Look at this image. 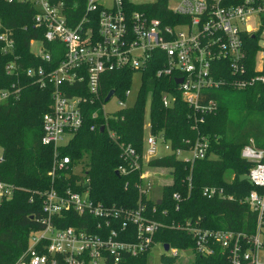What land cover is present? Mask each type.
Here are the masks:
<instances>
[{"label": "built area", "instance_id": "built-area-1", "mask_svg": "<svg viewBox=\"0 0 264 264\" xmlns=\"http://www.w3.org/2000/svg\"><path fill=\"white\" fill-rule=\"evenodd\" d=\"M4 1L30 4L35 11L34 27L43 29V38L29 42L31 54L42 63L24 67L14 55L11 31L0 23L1 53L13 55L4 65L5 74L13 80L0 87V106L20 98L22 77L40 89H52L49 109L41 118L40 138L42 145L53 150L52 168L47 173L52 185L30 196L29 202H34L36 196L41 202L39 213L30 217L36 227L30 232L26 249L12 264H119L125 257L149 252L155 243L154 234L165 225L149 218L141 202L142 196L151 199L148 194L153 185L143 170V162L173 154L192 168L195 161L207 155L208 138L198 133L192 142L185 140L186 149L173 150L170 141L151 133L146 122L141 154L130 143L116 141L122 163L115 172L129 175L140 171L135 207L92 200L85 168L81 164L70 166V158L60 155L58 149L83 125L87 105L99 103L92 118L99 113L104 118L112 116L102 110L105 97L101 83L107 73L130 70L139 72L142 78L148 68L154 67L155 78L173 80L197 122L217 110V102L209 97L212 91L260 85L264 92V0H164L163 17H153L146 10H129L127 5L154 4L159 0H109L110 5L104 0H86L83 15L74 22L66 16L62 2ZM35 41L39 47L33 52L30 47ZM129 94L126 89L124 96ZM175 98L172 91H163L162 106H172ZM119 104L123 105L122 100ZM124 108L127 107L121 109ZM192 128L199 132L196 125ZM160 145L166 152L158 155ZM240 157L251 164L246 175L252 189L241 202L256 213L255 229L252 233L210 229L198 220H185L175 226L194 239V248L187 249L194 256L212 255L220 247L229 264H261L264 148L256 147L250 138L241 148ZM58 172H65L66 178H79L64 186L53 184ZM81 186L84 188H76ZM16 190L14 184L0 178V199H11ZM202 195L209 199L233 198L218 186H204ZM172 199L177 210L182 196L175 192ZM71 215L83 220L78 225L63 226ZM168 251L172 257L178 255L176 248L169 246Z\"/></svg>", "mask_w": 264, "mask_h": 264}, {"label": "trees", "instance_id": "trees-1", "mask_svg": "<svg viewBox=\"0 0 264 264\" xmlns=\"http://www.w3.org/2000/svg\"><path fill=\"white\" fill-rule=\"evenodd\" d=\"M52 1L62 2L65 14L72 22L84 13L86 0ZM127 5L129 10H146L153 17H163L166 8L164 0L154 4ZM34 13L28 3L0 0V23L11 31L15 41L14 55L18 56L19 64L24 67L42 63L29 50L31 39L43 38V29L34 27ZM12 59L13 55H3L0 50V87L7 86L13 80L4 72V65ZM154 71L152 67L142 74V86L133 106L106 118L101 113L92 118V112L99 103L87 105L83 125L74 132L66 145L59 147L58 153L70 158V166L81 164L85 168L84 175L88 179V192L92 200L105 205L135 207L139 198L136 183L139 182L140 171L129 175L115 173L117 166L122 163L116 141L130 143L139 154L142 153L146 97L150 93L147 121L151 133L163 135L170 141L173 150L186 149L188 144L185 140L192 142L198 133L209 140L207 155L195 161L192 168L173 154L148 162L151 167L169 168L171 175V182L162 186L160 203L141 197L146 215L165 225L154 234V242L167 243L171 248L180 250L193 249L194 239L191 235L175 226L185 220H198L203 227L210 229L252 233L256 225V213L241 202L252 185L246 180H239L240 176L248 173L251 164L240 157V150L250 138L256 147L264 148L263 87L256 85L244 90L224 88L212 91L209 97L217 102V110L206 115L203 122H197L176 91L173 80L155 78ZM131 75L130 70L104 74L101 83L103 98L110 90L124 96ZM22 80L24 88L20 98L0 106V178L17 187L11 199H0V264H12L26 249L30 232L36 227L30 217L37 215L41 206L37 196L34 202H29V198L34 191L45 190L52 185L47 173L52 168L53 150L40 142L41 118L49 109L52 89H40L26 77H22ZM223 90L240 91V94L234 98L221 94ZM163 91L175 94L172 106H162ZM192 125H196L199 132ZM102 126L104 128L101 131ZM57 174L59 177L53 184L58 183L60 186L79 178L76 175L66 178L65 172ZM126 182L128 184L125 187ZM204 186L222 187L233 198H206L202 195ZM175 192L182 196L177 210L172 199ZM81 220L83 217L71 215L63 226L78 225ZM148 253L125 257L119 264H145ZM189 264L229 263L222 249L216 247L214 254L205 257L195 255Z\"/></svg>", "mask_w": 264, "mask_h": 264}, {"label": "rangeland", "instance_id": "rangeland-1", "mask_svg": "<svg viewBox=\"0 0 264 264\" xmlns=\"http://www.w3.org/2000/svg\"><path fill=\"white\" fill-rule=\"evenodd\" d=\"M176 0H172L174 2ZM106 5H110L109 0H104ZM39 47L38 42H33L31 44V50L33 52H36L37 48ZM142 86V78L141 74L139 72H134L131 75V81L129 83V90L130 94L129 96H120V94L115 93L113 94L108 101L103 102L102 110L108 114L114 115L119 110H121L122 107H131L133 106L139 96V92ZM221 94L224 95H232L234 98H237L240 94V91H229V90H223L221 91ZM122 100L123 105L119 104V101ZM149 105H150V96L149 93L146 97V113H145V124L148 122V111H149ZM102 110H99L100 112ZM2 149L0 147V156H1ZM166 150L163 149V147L159 146V153L158 155H161L165 153ZM152 160V159H151ZM79 170V168H77ZM143 170L147 172L149 178L152 182V190L151 193L148 194V196L152 200L160 199L161 192H162V186L165 184H168L171 182V175L169 174L170 169L165 167H151L147 164H144L143 162ZM178 252L176 257H172L170 251H164L163 244L162 243H154L151 250L149 251L148 255L145 258V264H189L194 259V254L190 250H180L176 249ZM165 256V257H164ZM172 258L171 260H167L164 258ZM259 261L261 264H264V249L259 252Z\"/></svg>", "mask_w": 264, "mask_h": 264}, {"label": "water", "instance_id": "water-1", "mask_svg": "<svg viewBox=\"0 0 264 264\" xmlns=\"http://www.w3.org/2000/svg\"><path fill=\"white\" fill-rule=\"evenodd\" d=\"M181 80H178L177 82H180ZM113 93H114V91L113 90H110L107 94H106V96H105V98H104V101H108L109 99H110V97L113 95ZM103 126L100 128V130L102 131L103 130ZM117 175H118V173L117 172H115ZM239 180L240 181H244V180H246V181H248V177H247V175L245 174V175H242V176H240L239 177ZM158 203H160V200H158ZM163 248H164V251H168V249H169V244H167V243H164L163 244Z\"/></svg>", "mask_w": 264, "mask_h": 264}]
</instances>
